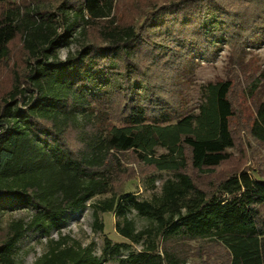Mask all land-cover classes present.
<instances>
[{
    "label": "trees",
    "instance_id": "obj_1",
    "mask_svg": "<svg viewBox=\"0 0 264 264\" xmlns=\"http://www.w3.org/2000/svg\"><path fill=\"white\" fill-rule=\"evenodd\" d=\"M117 4L0 0V79L17 39L27 67L0 95V214L33 210L0 226V264H22L29 231L50 235L69 210L107 195L93 204L95 226L114 213L129 244L105 238L100 257L92 244L51 238L33 264H187V241L205 242L202 264H264V169L218 172L237 146L233 82L210 83L199 113L185 115L177 81L225 43L239 56L260 42L264 0H135L128 18ZM76 33L78 49L62 59ZM247 130L264 144V101ZM129 153L146 169L122 179ZM161 172L170 176L159 194L128 191L135 180L155 186ZM134 212L150 225L138 229Z\"/></svg>",
    "mask_w": 264,
    "mask_h": 264
},
{
    "label": "rangeland",
    "instance_id": "obj_2",
    "mask_svg": "<svg viewBox=\"0 0 264 264\" xmlns=\"http://www.w3.org/2000/svg\"><path fill=\"white\" fill-rule=\"evenodd\" d=\"M20 5L34 0H15ZM135 0H117V10L120 14L128 18L131 4ZM138 1V0H137ZM79 30L77 31V33ZM76 33V34H77ZM74 42L70 46H63L59 49L62 59H65L70 52L79 47V36H75ZM10 60L4 66L0 79V95L13 84L14 74L27 69L24 66V52L17 39L12 44ZM231 80L233 88L231 92L232 101L236 107L237 115L232 120L233 127L237 135V146L230 149L232 154L230 161L218 170L225 173L226 170L245 167L248 165L261 167L264 169V144L259 143L248 132V127L253 123L256 116V106L264 101V37L257 44L246 47L241 55L233 53L228 43L218 51L214 60H193L189 62L177 81L181 85L183 98V111L187 114H197L200 105L206 99V87L210 83ZM95 106L103 115L107 105L103 100H97ZM99 113V112H98ZM159 154L167 153L163 148L158 149ZM123 163L128 167L129 172L121 175L122 179H127L139 175L146 168L136 161V156L132 153L126 154ZM155 186L141 180L128 183V191L136 193L141 198H149L153 194H159L164 181L170 176L166 172L158 175ZM107 196H97L88 200L83 205L72 208L64 214L60 229H53L49 234L29 231L17 246V259L22 264H33L35 260L42 256L47 250L51 238L59 239L61 236H68L72 240L81 243L83 246L92 244L94 253L103 256L105 238H109L113 243H130L120 235L115 227L116 217L114 213H100L99 217L104 224V229L99 230L95 226V214L93 204ZM33 210L30 208H18L15 210L6 209L0 214V226L6 228L13 220L25 218L29 221ZM135 220L138 229H143L150 225L145 218L138 216L135 212L131 215ZM204 241H187L186 250L187 264H202L203 259L198 255V247ZM131 250L139 251L143 249L141 244H131ZM128 251H123L126 256ZM104 264H119L118 259L109 258Z\"/></svg>",
    "mask_w": 264,
    "mask_h": 264
}]
</instances>
